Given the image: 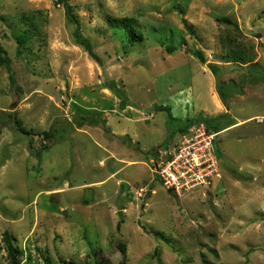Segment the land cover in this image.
I'll return each mask as SVG.
<instances>
[{
    "label": "rangeland",
    "instance_id": "rangeland-1",
    "mask_svg": "<svg viewBox=\"0 0 264 264\" xmlns=\"http://www.w3.org/2000/svg\"><path fill=\"white\" fill-rule=\"evenodd\" d=\"M68 2L95 59L58 0H0L15 80L0 67V264L6 232L20 264H264V0ZM124 18L140 42L110 24ZM225 113L237 125L215 139L221 178L167 190L152 162L190 121Z\"/></svg>",
    "mask_w": 264,
    "mask_h": 264
},
{
    "label": "built area",
    "instance_id": "built-area-1",
    "mask_svg": "<svg viewBox=\"0 0 264 264\" xmlns=\"http://www.w3.org/2000/svg\"><path fill=\"white\" fill-rule=\"evenodd\" d=\"M216 137L203 124L191 126L165 159L152 162L153 173L175 195L212 187L221 178Z\"/></svg>",
    "mask_w": 264,
    "mask_h": 264
},
{
    "label": "trees",
    "instance_id": "trees-1",
    "mask_svg": "<svg viewBox=\"0 0 264 264\" xmlns=\"http://www.w3.org/2000/svg\"><path fill=\"white\" fill-rule=\"evenodd\" d=\"M58 1L67 9V14H68L69 19L76 26V29L74 32L75 42L80 47L85 48L86 51L93 57V59H95L96 56H95L94 52L92 51L89 42L83 37V35L80 32V29L78 27L79 23H78L77 18L74 14L73 7L69 4L68 0H58ZM184 23L186 25L187 30H189L192 33V30L189 29V27L187 26L185 21H184ZM110 24L112 25V27H117V28L119 27L122 30H127V33H128L127 37L130 38L129 39L130 43L135 44V43H138L142 40V37L138 36L135 33L136 20L124 18L121 20H112V21H110ZM31 34H32L31 30H27L23 34H21L17 37V43H18L19 48H20L19 50H21L23 47H25L26 45H28L30 43V41L32 39ZM166 50L169 54L174 53L172 47H167ZM19 54H21L20 51H19ZM231 55H233V58H236V59H234V61H238L237 59H239V61L243 62V64H250L253 62V57L249 56L248 53L241 51L240 48L234 49V51H232ZM196 56L203 64L205 63V58L202 56L201 52H197ZM8 63H9V59L6 57L5 51L0 46V67L4 66L5 68L8 69V71L10 73L11 85H14L15 80H14L13 75L11 74L10 68L8 67ZM214 66L210 65V68H211L210 70L212 71L214 76L218 77L217 69ZM252 66H253L252 68H254V67H256V64H254ZM246 79H248V77H246ZM223 89H225V85L221 82H218L217 92L221 98V101L225 104L227 99H226V96L224 95ZM243 89H244V86L241 85V89L239 90V92L231 93L229 98L233 94L242 93ZM166 110H168V109H166ZM7 118L13 122V127L15 128V130L17 132L19 131L21 134L26 135V136L31 135L30 132H26L22 128V124L19 121H17V118H15V113H10L9 115H7ZM195 124H203V125H205V127L207 128V130L210 133L218 134V133H221L223 131H226V130L236 126L237 122L229 113H225V114L220 115L216 118H206V117L200 116V117H197L196 119H193L192 121H190L188 124L185 125L183 130H181V132H180L181 133L180 137L183 134H185L191 126H193ZM43 136L46 140L53 138V136L47 132L43 133ZM30 148H33L32 143L30 144ZM3 240L6 244V248L8 251L9 264H20L19 256L22 255V252L19 250L18 246L15 244V238L10 233L6 232L4 234ZM119 247H120V250L123 253L124 257L126 258V247L123 245H120ZM46 263L51 264L49 260H47ZM94 264H113V263L111 260L103 258V259L96 260L94 262ZM122 264H125V262L123 261Z\"/></svg>",
    "mask_w": 264,
    "mask_h": 264
}]
</instances>
